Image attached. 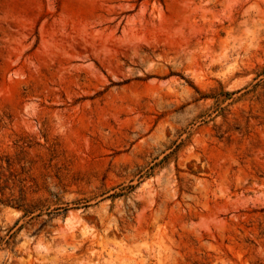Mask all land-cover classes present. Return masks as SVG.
<instances>
[{
	"label": "rangeland",
	"instance_id": "374dc122",
	"mask_svg": "<svg viewBox=\"0 0 264 264\" xmlns=\"http://www.w3.org/2000/svg\"><path fill=\"white\" fill-rule=\"evenodd\" d=\"M0 264H264V0H0Z\"/></svg>",
	"mask_w": 264,
	"mask_h": 264
}]
</instances>
